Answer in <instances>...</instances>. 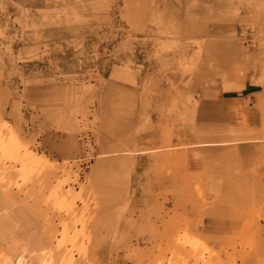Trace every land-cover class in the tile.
Masks as SVG:
<instances>
[{
    "label": "rangeland",
    "instance_id": "rangeland-1",
    "mask_svg": "<svg viewBox=\"0 0 264 264\" xmlns=\"http://www.w3.org/2000/svg\"><path fill=\"white\" fill-rule=\"evenodd\" d=\"M212 75L264 108V0H0V264H264V109L207 132Z\"/></svg>",
    "mask_w": 264,
    "mask_h": 264
},
{
    "label": "crops",
    "instance_id": "crops-1",
    "mask_svg": "<svg viewBox=\"0 0 264 264\" xmlns=\"http://www.w3.org/2000/svg\"><path fill=\"white\" fill-rule=\"evenodd\" d=\"M259 86L253 84L249 78L244 76L243 80L233 81L231 85L226 84L224 76L210 77L195 76L188 86L189 102L194 104L199 116L201 126L211 132L216 126L221 130L225 138V131L237 130L245 133L250 130L260 132L263 125V107L259 99L263 95ZM206 141L195 144L201 148L220 147L228 145L227 142L214 143L212 135H206ZM257 140L238 141L237 149L255 147ZM220 145V146H219ZM95 264H112L111 256L100 255Z\"/></svg>",
    "mask_w": 264,
    "mask_h": 264
}]
</instances>
